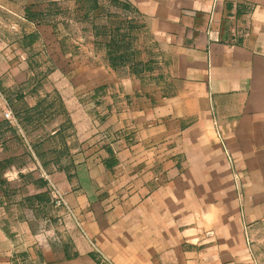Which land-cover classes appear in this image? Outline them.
<instances>
[{"label":"crops","instance_id":"crops-1","mask_svg":"<svg viewBox=\"0 0 264 264\" xmlns=\"http://www.w3.org/2000/svg\"><path fill=\"white\" fill-rule=\"evenodd\" d=\"M160 53L161 96L136 112L128 223L73 257L0 264H264V0H123ZM30 0H0L28 21ZM122 94L137 82L129 69ZM8 246L3 240L0 246Z\"/></svg>","mask_w":264,"mask_h":264},{"label":"rangeland","instance_id":"rangeland-1","mask_svg":"<svg viewBox=\"0 0 264 264\" xmlns=\"http://www.w3.org/2000/svg\"><path fill=\"white\" fill-rule=\"evenodd\" d=\"M0 7V246L21 262L73 257L128 223L136 112L161 96L158 47L123 0ZM129 69L137 87L122 94Z\"/></svg>","mask_w":264,"mask_h":264},{"label":"built area","instance_id":"built-area-1","mask_svg":"<svg viewBox=\"0 0 264 264\" xmlns=\"http://www.w3.org/2000/svg\"><path fill=\"white\" fill-rule=\"evenodd\" d=\"M100 255V258L106 263V264H112L101 252L97 251Z\"/></svg>","mask_w":264,"mask_h":264}]
</instances>
